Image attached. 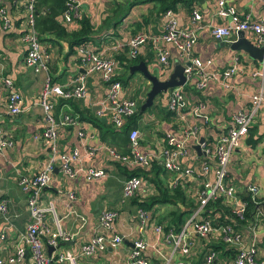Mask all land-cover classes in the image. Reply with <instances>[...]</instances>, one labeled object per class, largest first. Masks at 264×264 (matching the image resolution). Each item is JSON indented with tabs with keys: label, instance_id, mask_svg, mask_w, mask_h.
I'll list each match as a JSON object with an SVG mask.
<instances>
[{
	"label": "crops",
	"instance_id": "crops-1",
	"mask_svg": "<svg viewBox=\"0 0 264 264\" xmlns=\"http://www.w3.org/2000/svg\"><path fill=\"white\" fill-rule=\"evenodd\" d=\"M64 5H65V0ZM77 3L76 17L72 24L66 23L63 13L58 9V0H37L35 15L39 41L43 51L49 56L48 73L35 75L25 66L24 57L26 46L21 42V35L26 28V15L23 0H0V8L6 12L11 27L4 29L0 22V129L3 137L12 141L11 148L0 152V200L7 203V220L0 214V259L6 261L13 256L18 246H23L26 254L16 264H32L31 254L22 242L21 238L30 222L27 209V194L19 184L20 177L33 178L49 160L48 148L40 135L45 129V117L38 105L39 95L46 77L51 78L55 85L68 84L73 78L85 73L84 66L80 63L77 48L72 55L68 54V45L65 41L57 39L55 33L47 23L51 11L59 14L54 18L68 32L80 29L79 20L86 18L93 27V34L88 47L105 58H112L116 62V78L122 84L121 97L132 98L137 106L142 105L146 99L150 87L148 80H135L130 74V68L144 63L148 71L159 80L168 78L174 63L185 66L188 62L181 57L172 46H168L169 64L166 69L157 63L156 54L151 46L142 48L137 58L141 57L146 62L132 64L127 57L126 45L128 40L136 34H160L163 32L165 20L164 13L157 10L155 2L137 5L127 11L124 0H75ZM240 18H249L252 21L264 19V0H228ZM195 8L202 16L203 28L196 31V44L191 55L199 57L205 64L210 62L208 71H222L239 61L234 52L224 46L225 42H235L237 36L229 41L218 42L214 40L208 31V26L222 25L225 21L216 16L215 0H191V4L181 0L176 4V14L180 29L190 30V12ZM64 12V11H63ZM36 20V19H35ZM246 39L254 40V36L245 34ZM252 42V41H251ZM151 52L154 53L150 56ZM243 53V52H242ZM248 65L240 64L242 71L228 81H215L202 92H197L193 86H187L183 92L186 95L188 108L183 112L184 119H178L176 115L167 116V94H163L155 101L156 108L152 114H143L138 124V152L140 154H160L165 146V138L169 135L179 144L185 146L186 157L180 160V164L192 170V176L186 182H180L184 186V192L190 200H196L197 192L204 181L202 165L206 162L204 155L198 156L194 146L202 143H211L213 139L225 133L232 127L236 113L249 108L252 95L259 92L261 80L252 77V71H258L262 63L252 61L245 57ZM158 70L159 74L153 73ZM10 80L14 90L23 98L24 112L21 115L12 116L6 108L8 92L4 84ZM88 96L81 100H64L54 96L51 100L52 114L56 122H60L65 116H69L74 125L58 127V142L61 152L70 153L76 151L80 155V161L73 165L74 177L72 179L60 172L53 173L49 186L43 190L41 202L54 205L61 231L70 236L67 242L59 240L56 248L46 244L43 237L42 254L45 259L54 258L59 253L70 252L76 257L77 264H124L132 249L133 242L143 239L148 243L145 256L148 264H162L164 258L171 257V264L186 262L194 264L199 256L211 249L207 246L219 240V235L211 234L204 239H196L188 256L179 254L171 255L170 243L165 236H155L151 226L161 225L166 228L168 215L174 210V206L168 203L155 204L149 210L140 207L148 198L157 195L155 186L149 181H144L140 191L132 198L122 202V188L126 179L142 172L138 167L125 166L116 161L114 155L122 154L118 148L106 145L101 141L99 131L87 119L99 118L98 112L104 101L107 85L99 75L87 76ZM143 87L142 92L137 93L136 85ZM264 86V82H263ZM193 89V90H192ZM62 101V102H61ZM154 103V102H153ZM199 107L200 113L208 118L204 123L190 111ZM111 124V123H110ZM196 128V139L188 140L186 131ZM82 133L80 137L78 134ZM161 167L159 160L154 159ZM104 171L102 178L87 176L88 171ZM264 114L259 113L251 125L248 136L233 152L229 162L225 183L236 191L237 199L248 196V188L256 185L259 193L255 198L262 208H257L253 220L245 229L237 228L243 236V246H252L257 250L256 261L264 264ZM176 178L173 173L167 172L163 177L164 185L170 189L171 182ZM213 180V173L208 177ZM73 196V198H71ZM115 211L117 217L112 224V229L105 232L98 227V219L104 211ZM144 210L148 216L147 226L142 231L138 227V212ZM219 217V214L217 215ZM167 219V220H166ZM200 219L201 216H200ZM164 221V222H162ZM46 227L51 231L56 230L52 215H46ZM107 239L118 236L121 239L116 248L107 247L103 252H97L92 256H84L81 247L97 233ZM250 242L248 243V241ZM59 246V247H58ZM49 248H53L49 252ZM207 251V252H206ZM215 264H231L232 258L216 253ZM56 258V257H55ZM50 264H68L56 262ZM55 261V262H54Z\"/></svg>",
	"mask_w": 264,
	"mask_h": 264
},
{
	"label": "built area",
	"instance_id": "built-area-1",
	"mask_svg": "<svg viewBox=\"0 0 264 264\" xmlns=\"http://www.w3.org/2000/svg\"><path fill=\"white\" fill-rule=\"evenodd\" d=\"M37 0H23L24 11L26 15V28L21 35V42L26 46L24 63L35 75L42 72L48 73L49 56L43 51L39 41L38 33L35 29V6ZM216 16L226 20L222 25L208 26L210 36L218 41H229L239 32L254 36L253 43L257 47L264 48V19L257 22L249 18H240L236 10L229 5L228 0H215ZM75 0H65V10L63 19L66 23L72 24L77 11ZM165 20L163 32L160 34L140 33L131 37L126 45V54L129 59L138 57L139 52L146 46H151L156 54L157 63L161 68L166 69L169 64L168 46H172L176 52L189 62V66H184L185 85L193 86L197 92L205 90L210 83L215 81H228L237 73L242 71V67L237 60L231 67L222 71H208L210 62L206 64L199 57L191 55V51L196 44V31L203 28V20L199 11L195 8L190 12V30L180 29L176 14L172 10H167L163 14ZM0 22L4 29L11 27L10 20L4 11L0 8ZM231 41V40H230ZM80 63L85 68V73L73 78L68 84L55 85L51 78L46 77L43 88L39 95L38 105L42 109L45 117V129L40 135V141L48 148L49 160L42 167L40 172L33 178L20 177L19 184L22 190L27 194L26 204L29 212L30 222L26 227L21 240L29 248L32 264H50L54 258L56 262H66L68 264H77L76 257L70 252L59 253L53 259H45L42 254L43 237H46V244L49 247L56 248L59 240L67 242L70 236L60 229L59 219L55 213L54 205L51 202L42 204L43 190L49 186L51 176L57 168L58 172L72 179L74 177L73 165L80 161V155L76 151L70 153L61 152L58 142V127L74 125V121L65 116L60 122H56L51 108V100L58 96L64 100H81L88 96L87 76L92 74L99 75L101 81L107 85L104 101L101 104V110L98 112L99 118L107 119L114 128H122L126 120L132 117L137 111V103L132 98H122V84L116 80V62L112 58H105L100 53L92 51L88 44H83L77 48ZM258 71H252L251 76L261 80L259 92L250 97L249 108L235 114L232 127L225 133L217 135L213 142L201 143L200 149L204 153L206 162L202 165V175L204 181L201 189L197 192V208L185 222V224L176 232L172 228H164L161 225L151 226L154 235L165 236L170 243L171 255L179 254L188 256L196 239H204L211 234H218L223 243L236 250V254L231 264H261L256 261L257 250L250 246L248 249L243 246V236L229 225H219L215 219H200L205 206L211 201L222 198L230 208L231 213L239 220L244 218L246 204L237 199L236 191L233 187L225 183L228 173L229 162L233 152L241 145L243 139L248 135V131L257 118L259 113L264 114V61ZM4 84L8 92L7 111L12 116L21 115L24 112L23 98L14 90L10 80H5ZM184 87L174 88L167 92L166 110L176 115L178 119H184V111L188 108L187 98L183 92ZM200 108H194L190 111L204 123L208 118L200 113ZM196 128L186 131L185 137L188 140L196 139ZM0 129V152L11 148L13 143L6 137ZM80 137L82 133L78 134ZM139 132L133 130L129 134L131 153L129 155H114V159L125 166L138 167L141 171H148L151 162L154 159L159 160L161 167L166 171L176 175L171 182L170 189L176 188L180 182H186L192 176V170L183 167L180 160L187 155L184 145L179 144L173 137L165 138V146L159 155L140 154L138 152ZM213 173V180L208 177ZM87 176L91 178H102L104 171H88ZM264 177V173H263ZM144 181L139 176H131L125 180L122 188V202L135 196L143 186ZM259 193L256 185L248 188V194L251 200ZM73 198V196H71ZM7 203L0 200V214L5 221L7 217ZM51 214L56 225V230L47 229L46 215ZM117 217L115 211H104L98 219V227L107 232L112 229V224ZM148 223L146 211L138 212V227L142 231ZM121 242L118 236L107 239L103 232L94 235L86 244L81 247L84 256H92L97 252H103L107 247L116 248ZM148 249V243L143 239H137L133 242L132 249L124 264H148L145 252ZM26 250L23 246H18L13 256L6 261L0 259V264H16L24 258ZM216 252L208 251L204 257V264H215ZM54 261V262H55ZM162 264H171V257L164 258ZM180 264H188L181 262Z\"/></svg>",
	"mask_w": 264,
	"mask_h": 264
},
{
	"label": "trees",
	"instance_id": "trees-1",
	"mask_svg": "<svg viewBox=\"0 0 264 264\" xmlns=\"http://www.w3.org/2000/svg\"><path fill=\"white\" fill-rule=\"evenodd\" d=\"M57 1V0H56ZM125 4H127V11L137 5H144L147 3L155 2L158 4L157 10L159 13H165L167 10H176V4L181 0H124ZM189 5L191 4V0H183ZM58 9L63 13L65 10V5L63 0H58ZM59 14V12L54 13L50 12L47 23H49L50 29L55 33L57 39H61V41H65L68 45V54L72 55L74 50L79 46L90 42L93 34V27L88 21V19L83 18L79 20L80 29L77 31L68 32L64 29L58 22H55L54 18ZM35 22L37 21L35 15ZM37 28V22H36ZM154 53L151 52L150 56H153ZM146 62L141 57L132 59V64H138L139 62ZM120 82L118 78H116ZM186 88V87H184ZM193 90V89H192ZM163 95L160 94L159 97ZM62 102V101H61ZM71 102V100L69 101ZM146 111V110H145ZM139 113V108L135 114L126 120L125 125L120 128H114L112 124H107L105 120L102 119H87L94 127H96L99 131L100 139L106 145H110L112 147L118 148L122 154L129 155L131 153L129 134L133 130L138 129V124L141 119V116L145 113ZM167 116H171L172 113L166 111L164 113ZM108 121V120H107ZM251 128V127H250ZM250 130V129H249ZM138 131V130H137ZM249 133V131H248ZM248 136V135H247ZM167 172L160 167L156 161H152L150 168L148 171L139 172L137 176L141 177L143 181H149L152 183L156 190L157 195L148 198L147 201H144L140 204V207L144 210H149L155 204H164L168 203L174 206V210L169 213L168 221H166V229L172 228L176 232L180 230V228L185 224V222L190 218L193 212L197 208L196 200H190L185 192L183 184H179L174 189H168L166 185H164L163 177ZM136 176V174H133ZM242 202L246 204V211L244 214V218L242 220L237 219L230 211V208L226 206L224 200L222 198H218L216 200H211L203 209L201 214L202 219H215L219 225H229L232 226L235 230L245 229L248 224H250L253 220L255 212L257 208H262L260 205L251 200L250 195L244 197ZM219 214V217L217 215ZM167 220V219H166ZM164 222V221H162ZM207 249H211L214 252H221L224 256H229L232 259L236 254V250L232 247H229L222 240H219L207 246ZM207 252V251H206ZM194 264H204L202 255L199 256L198 260Z\"/></svg>",
	"mask_w": 264,
	"mask_h": 264
},
{
	"label": "water",
	"instance_id": "water-1",
	"mask_svg": "<svg viewBox=\"0 0 264 264\" xmlns=\"http://www.w3.org/2000/svg\"><path fill=\"white\" fill-rule=\"evenodd\" d=\"M224 46L229 48L231 51L243 52L246 54L252 61H259L262 63L264 61V48L257 47L253 42L246 39V36L243 32L237 34V40L235 42H225ZM189 66V63L186 64ZM184 66L180 63H174L172 72L165 80H159L156 76L152 75L144 63H139L136 66L130 68V74L133 72H139L142 76L149 81L150 90L147 93L144 103L139 108V113H143L146 109L150 108L153 105L154 99L160 94H167L168 90L174 88H181L185 86V76H184ZM200 140L199 144L194 146L198 156L204 155L200 149ZM57 168L54 170V173H57ZM250 240L248 241V243ZM59 247V246H58ZM54 249L49 248V252H52Z\"/></svg>",
	"mask_w": 264,
	"mask_h": 264
},
{
	"label": "rangeland",
	"instance_id": "rangeland-1",
	"mask_svg": "<svg viewBox=\"0 0 264 264\" xmlns=\"http://www.w3.org/2000/svg\"><path fill=\"white\" fill-rule=\"evenodd\" d=\"M252 42L254 41L253 39L251 40ZM234 54L237 56V57H239V61H238V64L240 63V64H243V65H248V64H246V62H245V57L247 56L246 54H244V53H242V52H234ZM257 63L259 64V61H257ZM239 64V65H240ZM156 72L159 74V72H158V70L157 69H155V71L153 70V73L156 75ZM134 77V79L136 80H139V79H142V80H145L144 79V77L142 76V74L141 73H139V72H137V74H135V76H133ZM188 85H185L184 87H187ZM136 88H138L137 89V93H139V92H142V89H143V87H141V86H138V84L136 85ZM148 90L150 89V87L149 88H147ZM168 91H170V90H168ZM159 96H157L155 99H154V103H153V105L150 107V108H148V109H146V111H145V114H147V113H149V114H152L153 113V110L156 108V106H155V101H156V99L158 98ZM140 106H141V104H140ZM140 106H138V108H140ZM141 117H143V116H141Z\"/></svg>",
	"mask_w": 264,
	"mask_h": 264
}]
</instances>
